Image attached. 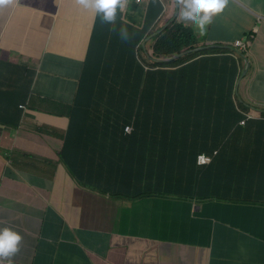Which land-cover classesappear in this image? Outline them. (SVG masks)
Here are the masks:
<instances>
[{"label":"crops","instance_id":"0c3cea01","mask_svg":"<svg viewBox=\"0 0 264 264\" xmlns=\"http://www.w3.org/2000/svg\"><path fill=\"white\" fill-rule=\"evenodd\" d=\"M151 3V21L161 20L162 0L144 2L142 14ZM95 16L78 0L0 4V227L23 237L13 264H264V205L235 201L250 198L246 191L260 197L258 185L229 182L232 174L216 168L194 181L198 195H212L207 203L147 198V180L127 191L128 197L145 198L131 203L99 194L98 187L123 190L137 178L74 177L64 164L82 165L70 151L78 143L68 137L70 111L44 95L60 97L74 88L71 75L87 58ZM259 16L264 18V0H228L204 32L186 26L206 50L254 37L245 91L250 103L264 108V19ZM205 54L211 67L219 56ZM214 75L223 84L229 81Z\"/></svg>","mask_w":264,"mask_h":264},{"label":"trees","instance_id":"16d2710c","mask_svg":"<svg viewBox=\"0 0 264 264\" xmlns=\"http://www.w3.org/2000/svg\"><path fill=\"white\" fill-rule=\"evenodd\" d=\"M162 1L167 4L166 11L161 20L152 19L155 25L151 21L152 3L147 6L146 16L132 2L128 12L124 8L112 24L102 23L97 16L87 58L71 75L74 88L60 97L44 95L70 111L72 127L68 137L78 140L70 151L79 155L82 165L69 161L64 164L74 177L137 178L123 190L110 185L98 187L99 194L131 203L143 196L128 197L127 191L146 180L148 196H156L165 186L164 192L172 189L181 192V198L190 196L193 186L198 188L195 176L205 170L199 169L197 158L205 153L213 158V153H218L211 169H226L234 178H263L264 184V120L240 127L242 114L251 109L245 104L249 75L236 95V81L242 72L234 60L226 58L230 65L225 66L220 57H213L210 67L208 58L198 59L205 57L206 51L215 55L231 53L224 48L159 64L158 60L200 48L187 26L177 20L159 33L174 15L172 1ZM129 26L134 35L124 41L119 29ZM152 35L149 51L148 44L145 49L142 41ZM214 72L229 81L223 84ZM127 126L133 127L131 134L125 132ZM208 173L211 174L209 170ZM159 178L163 180L156 181ZM259 192L260 197L235 201L264 205V188ZM189 198L205 201L212 195L206 191L203 196L194 194Z\"/></svg>","mask_w":264,"mask_h":264},{"label":"clouds","instance_id":"9594fccd","mask_svg":"<svg viewBox=\"0 0 264 264\" xmlns=\"http://www.w3.org/2000/svg\"><path fill=\"white\" fill-rule=\"evenodd\" d=\"M75 0H59L60 3L63 2H72ZM147 0H78V3L82 5L85 9H91L95 14V19L98 16L100 21L102 23H108L112 24L115 22L117 19V15L119 12H121L124 8L129 10V5L130 3H136L137 6L142 8V5L144 2ZM171 10L173 11L174 15L172 19L169 22H165L164 26L162 29L159 31H163L166 29L168 26L172 24L174 21H179L182 24L185 25H194L196 26L201 32H204L206 29V26L210 25L212 22L213 17L217 16L218 14L222 13L228 3V0H171ZM6 0H0V4L5 3ZM167 6V4H165ZM258 16V15H257ZM261 19H264L263 17L259 16ZM95 22V21H94ZM93 22V24H94ZM153 28V27H152ZM93 29V26H92ZM92 34V32H91ZM119 35L120 38L124 41H127L129 37L133 36L134 33L128 34L127 30L124 27H121L119 29ZM154 35L150 36L148 39L143 40V48L146 49V46L148 44L149 46V51H151V46L150 42H153L151 40V37ZM253 36H247L245 39L242 40H237L233 42V44L230 47H223L226 50H229V52H224L222 54H217L223 62H225L228 65H230V61L226 60V58H230L235 61V63L238 64L240 68V72H242V76L238 80L235 86V93L238 95L237 91L240 86L239 81H242L244 78L248 76L249 70L252 69V64L250 61V55L252 52V46H253ZM202 48L206 50L205 47H200L194 51H186L183 52L177 56H174L173 58L166 59L164 61H159V64L161 62H164V64H170L171 62H175L180 60L183 57L189 56L190 54L194 53H199L203 52ZM183 55V56H182ZM198 58V59H202ZM197 59V60H198ZM244 67L242 68V62L244 63ZM247 69V70H246ZM199 70H202V68ZM251 90V89H250ZM250 94V92H249ZM254 96V95H253ZM253 96L250 95L252 98ZM245 104L247 106H250L249 112H245L242 114L243 116V121L240 123V127H245L247 123L252 122V121H263L264 120V108L262 106H258L256 104L250 103V98L248 97L247 100H245ZM25 108V106H23ZM125 132L127 134H131L133 132V127L132 126H127L125 129ZM76 147V144L74 142L73 147ZM230 149H233L232 147ZM218 155L217 152L213 153V157H209L206 153L201 154L197 158V166L199 169L205 168L204 171H202L199 175H196L195 178H206V174L208 173V170L210 172L216 170L211 169V166L214 163V159ZM253 154L248 155V158H252ZM232 176V175H231ZM180 179V178H178ZM182 180V179H181ZM185 180L189 181L190 178H185ZM195 181V179H194ZM229 182L235 183L236 181H239L242 185H248V186H255L258 185V188L256 191L258 192L259 188H264L263 184V178H252L251 180L249 178H240L239 180H236L233 176L227 180ZM164 190H167V187L163 189L160 193H156L154 195L148 196L147 198H180L181 201H187L189 203H198V204H204L209 201H197V200H191L189 197L191 195L196 194V197H199L200 195L197 194V188L193 186V191L190 196L181 198L178 195H173V190L171 189L172 192H164ZM254 190V189H253ZM245 193L249 194L250 197H253L251 195L252 193L249 191H246ZM159 194H162L164 196H157ZM117 199V198H115ZM141 200H145V198H142ZM138 200V201H141ZM215 200V199H212ZM134 201V202H138ZM131 202V201H130ZM257 205H263V204H257ZM195 211H197V208H195ZM201 212V211H200ZM199 213V212H198ZM196 213V214H198ZM23 237L22 235L15 231L12 228L9 227H0V264H13L11 257L19 251V245L20 242L22 241Z\"/></svg>","mask_w":264,"mask_h":264},{"label":"rangeland","instance_id":"374dc122","mask_svg":"<svg viewBox=\"0 0 264 264\" xmlns=\"http://www.w3.org/2000/svg\"><path fill=\"white\" fill-rule=\"evenodd\" d=\"M162 19V18H161ZM192 34V36H193V33H191ZM142 46H143V44H142ZM128 201V200H127ZM197 212H194V215L196 214ZM212 214H214V215H216V212H211ZM203 216H205V215H207L208 214V211H204L203 212ZM203 220H204V218L205 217H201ZM208 235H209V230H206L205 231V233H204V237H208Z\"/></svg>","mask_w":264,"mask_h":264},{"label":"water","instance_id":"95a60500","mask_svg":"<svg viewBox=\"0 0 264 264\" xmlns=\"http://www.w3.org/2000/svg\"><path fill=\"white\" fill-rule=\"evenodd\" d=\"M183 56V55H182Z\"/></svg>","mask_w":264,"mask_h":264}]
</instances>
